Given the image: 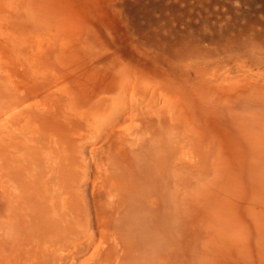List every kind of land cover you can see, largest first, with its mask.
<instances>
[{
	"label": "rangeland",
	"instance_id": "374dc122",
	"mask_svg": "<svg viewBox=\"0 0 264 264\" xmlns=\"http://www.w3.org/2000/svg\"><path fill=\"white\" fill-rule=\"evenodd\" d=\"M106 1L0 0V264L264 260L210 120L264 121V0Z\"/></svg>",
	"mask_w": 264,
	"mask_h": 264
},
{
	"label": "bare ground",
	"instance_id": "6f19581e",
	"mask_svg": "<svg viewBox=\"0 0 264 264\" xmlns=\"http://www.w3.org/2000/svg\"><path fill=\"white\" fill-rule=\"evenodd\" d=\"M110 2L114 4L113 0H107L104 4L109 5ZM102 10L105 12H108L104 10L103 8ZM133 95L134 94L131 93L130 97L132 98ZM227 100L228 102L225 100L222 101V102H225L226 104H221L222 102L219 103L220 107L222 108V112L220 111L221 109H219L220 111L219 116L212 117L210 120L217 122L216 119L219 118V120L221 121V124H220L221 128L222 126H225L224 128L226 130L227 140L229 139V141H232L235 144V147L238 149V151H240L239 155H237V153L233 154L234 159L232 160L234 163L237 161L236 163L237 169L235 170L244 171L245 174L248 171L247 177L249 179L250 189L246 188L243 192L248 191L246 193H248L249 195L251 193V196H250V200L248 201L249 204H248L247 210L245 211H247V214L253 217L254 225H255V228L257 229H258V225H257V217H258L259 224L261 226L260 230H258L259 237H260V241L262 242V246H263L264 245V121L262 120L260 121L257 119L262 114L258 110L255 111V110L250 109L249 108L250 104L246 106H241L239 102H237L238 104L237 103L235 104L234 99L230 100L229 98H227ZM227 103L228 104L230 103V105H228ZM166 106L168 109L165 108ZM165 107H164V111L169 113V116L172 118V121L178 122L177 119L176 118L174 119L173 117L174 111H172L171 109V103L166 104V101H165ZM134 111L135 110H133L132 108L129 109V111L126 114V120H128V117H129V120L130 118L135 119V117H139L140 114H137V112L136 111L134 112ZM179 122H181V119L179 120ZM115 138H116L115 132L112 129H108L106 131L104 139H102V143L104 146H108L110 143H112L115 140ZM245 160L247 162V165H245ZM232 171L233 170H231V172ZM98 188H99V176L94 175V178L91 182L92 196H95ZM229 192H230V195L233 194L231 193V191ZM244 196H245V193L243 194V197ZM251 200L256 202L257 204L255 205V203H252ZM230 203L232 202H228L227 204H230ZM233 207L228 208V210H230L229 214H233ZM240 227H243V226L240 225ZM100 232L102 233L103 230H99V235H100ZM225 246L224 244L222 245V247L220 246L219 249H221L222 251L221 252L219 251V255L217 259L225 258L227 254L226 251L228 248L226 244ZM241 246L243 245L241 244ZM239 247L240 246L235 247V248H239ZM244 247L245 246H243L242 248V253L246 254L245 256L246 259L244 260V262L246 263L248 260V257L252 256V252L248 253L247 249L246 248L244 249ZM214 256H217V254H215ZM255 264H264V260H261V257H259V259L256 261Z\"/></svg>",
	"mask_w": 264,
	"mask_h": 264
}]
</instances>
